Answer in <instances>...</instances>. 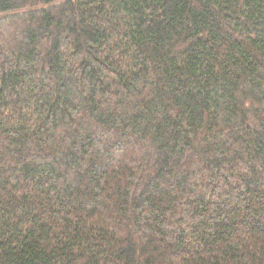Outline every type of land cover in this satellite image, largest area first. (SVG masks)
<instances>
[{
    "label": "trees",
    "instance_id": "trees-1",
    "mask_svg": "<svg viewBox=\"0 0 264 264\" xmlns=\"http://www.w3.org/2000/svg\"><path fill=\"white\" fill-rule=\"evenodd\" d=\"M0 264H264V0H0Z\"/></svg>",
    "mask_w": 264,
    "mask_h": 264
}]
</instances>
